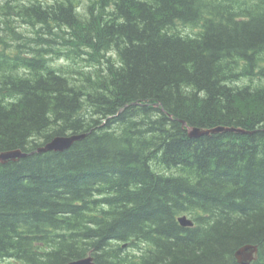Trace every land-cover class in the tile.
<instances>
[{"label":"trees","instance_id":"trees-1","mask_svg":"<svg viewBox=\"0 0 264 264\" xmlns=\"http://www.w3.org/2000/svg\"><path fill=\"white\" fill-rule=\"evenodd\" d=\"M3 2L0 264H264V0Z\"/></svg>","mask_w":264,"mask_h":264},{"label":"water","instance_id":"water-1","mask_svg":"<svg viewBox=\"0 0 264 264\" xmlns=\"http://www.w3.org/2000/svg\"><path fill=\"white\" fill-rule=\"evenodd\" d=\"M184 126L186 123L183 122ZM227 132H233L236 134H250L251 132L246 131L242 128L236 127H225L219 126L212 129H201V128H188L189 137L191 138H199L202 136H210L212 134H224ZM85 135H75V136H59L53 139L51 142L47 143L45 146L37 149L36 152L27 153L22 150H13L8 152L0 153V163L6 164L8 162H18L21 159L27 158L34 153H47V152H63L71 148L75 142L84 138ZM180 223L183 227H193L194 224L191 220H188L186 217L180 219ZM259 247L257 245H246L241 247L236 252V258L238 259L240 264H250L256 258L258 254ZM69 264H95L94 259L92 257H88L86 259H81L77 261H73Z\"/></svg>","mask_w":264,"mask_h":264},{"label":"rangeland","instance_id":"rangeland-1","mask_svg":"<svg viewBox=\"0 0 264 264\" xmlns=\"http://www.w3.org/2000/svg\"><path fill=\"white\" fill-rule=\"evenodd\" d=\"M4 0H0V4H4L3 2ZM21 1H28V0H21ZM49 1V0H47ZM80 4V9L82 10V12H87V8L88 6L91 4L92 0H77ZM16 25L19 27V28H16L18 32H20L21 34L23 35H26V36H30V37H33L34 36V30L33 28L29 27L25 22L23 21H16ZM39 29V28H38ZM183 32H187V33H191L192 30L189 29V28H183L182 29ZM3 34L2 31H0V35ZM8 40V39H7ZM9 41V40H8ZM23 42H26V38L24 39ZM60 64H64L66 63L65 61L64 62H61V61H58ZM86 65L87 62H85V64H80L78 65V69H80L81 67H84L86 68Z\"/></svg>","mask_w":264,"mask_h":264},{"label":"bare ground","instance_id":"bare-ground-1","mask_svg":"<svg viewBox=\"0 0 264 264\" xmlns=\"http://www.w3.org/2000/svg\"><path fill=\"white\" fill-rule=\"evenodd\" d=\"M24 36V35H23ZM26 37H23L22 38V42L24 41V39H25ZM61 62H63V61H61ZM216 128V127H215ZM66 136H75V135H66ZM80 136V135H79ZM82 136V135H81ZM59 137V136H58ZM56 138V137H55ZM54 138V139H55ZM82 139H84V138H82ZM82 139H80L79 141H81ZM51 142V141H50ZM78 142V141H77ZM19 150V149H18ZM13 151V150H12ZM3 152H8V151H3ZM3 152H0V153H3ZM11 162H13V161H11ZM9 163V162H8ZM0 164H2V163H0ZM7 164V163H6ZM183 217H186L188 220H191L192 222H193V224L195 225V223H194V221L188 216V215H182V216H180L179 217V219H178V221H179V223H180V219L181 218H183ZM180 225H181V223H180ZM182 226V225H181ZM183 227V226H182ZM194 227V226H193ZM184 228H192V227H184ZM259 249V248H258ZM258 252H259V250H258ZM88 257H92L93 259H94V257L93 256H91V255H89ZM88 257H86V258H88ZM86 258H82V259H86ZM235 258H236V253H235ZM81 260V259H80ZM236 260H237V262L239 263V261H238V259L236 258ZM256 260V258L253 260V261H251L250 262V264L251 263H253L254 261ZM75 261H77V260H75ZM71 262H73V261H71ZM71 262H69V263H71ZM69 263H67V264H69ZM240 264V263H239Z\"/></svg>","mask_w":264,"mask_h":264}]
</instances>
